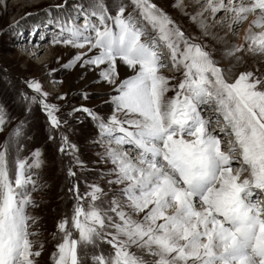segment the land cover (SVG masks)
<instances>
[{"label":"snow or ice","instance_id":"1","mask_svg":"<svg viewBox=\"0 0 264 264\" xmlns=\"http://www.w3.org/2000/svg\"><path fill=\"white\" fill-rule=\"evenodd\" d=\"M207 2L213 14H233L235 24L253 16L246 43L226 49V56L237 61L241 52L264 57V31H254L264 29V0ZM129 3L127 15L124 4L115 15L104 0L78 5L77 15L61 24L53 41L96 50L84 63L105 65L100 76L108 83L116 84L118 61L132 70L116 84L115 111L107 121L82 110L97 120L109 145L134 149L130 154L122 147L106 148L115 176L108 183L123 187L107 207L98 203L105 195L99 185L90 186L87 207L77 193L71 218L57 225L62 238L53 264H264V77L241 72L229 82L212 53L186 37L151 0ZM80 18L83 24L76 22ZM144 22L155 32L147 40L142 39ZM161 43L182 72L178 84L160 71L166 67ZM86 56L77 54L65 67ZM29 87L47 96L38 82ZM169 91L175 93L171 98ZM31 101L43 107L53 129L60 127L55 105L36 96ZM204 108L214 109L218 126L223 120L219 132L230 137L227 151ZM5 124L0 106V130ZM22 126L0 144V264H36L41 255L32 239L36 217L28 209L35 207V170L43 162L39 149L30 160L20 157L13 137L21 135ZM61 140V153L75 149L66 136ZM236 162L240 166L234 168ZM68 175H75L71 168ZM104 244L110 245L107 251Z\"/></svg>","mask_w":264,"mask_h":264},{"label":"rangeland","instance_id":"2","mask_svg":"<svg viewBox=\"0 0 264 264\" xmlns=\"http://www.w3.org/2000/svg\"><path fill=\"white\" fill-rule=\"evenodd\" d=\"M89 2L90 0H26L25 4L12 10L10 0L7 14L0 9V106H3L6 112V124L0 130V144L9 140L13 130L23 122L21 135L13 137L18 140L19 155L30 160L31 154L39 149L43 162L42 166L35 170L34 179L38 182L37 190L32 193L35 207L28 209L30 215L36 217V222L31 228L37 233L32 237L34 250L41 251V255L35 258L36 264H53L52 253L56 251V245L62 238L57 225L61 220L71 218L73 207L77 203V193L84 197L80 202L87 207L86 194L91 191L90 186L99 185L105 195L98 203L107 207L109 201L123 187L108 183L115 179V176L111 174L113 165L105 157V150L108 146L118 145H109L107 138L102 140L97 120L82 109L87 108L93 114L96 113L98 118L107 121L115 111L112 97L118 94L116 84L126 77L122 76L117 62L116 71L119 75L116 84L108 83L100 76L105 65L84 63V59L92 56V53L86 52L87 45L84 48H75L53 42L60 32L56 26L75 17L78 5H89ZM151 2L163 10L186 37L212 53L218 66L224 69V75L229 82L234 81L241 72H252L257 77H264V57L251 55L243 68L226 69L223 66L219 43L196 27L195 21H198L199 13L208 7L207 0L196 8L191 7L189 1H185L186 6L183 9L180 8L179 2L174 0ZM214 2L218 3L219 0ZM104 3L110 14H116L121 4L127 6L126 15L132 11L129 0H104ZM226 13L220 11L213 14L210 9L205 18L208 23L215 25L214 29H219ZM76 22L83 24V18ZM144 25L149 27L144 28L147 34H155L149 25L145 22ZM39 29H45L48 33L35 40L31 34L34 31L37 34ZM241 29L232 35L233 43L238 41ZM258 30L260 29L255 28V31ZM228 31L227 27L225 32ZM26 46L30 50H27ZM41 49L43 51L38 57H32V51L38 53ZM79 53H87V56L65 67ZM167 77L172 78L171 84H178L183 78L182 72ZM33 81L41 85L42 92L47 93L46 97L29 87V82ZM174 95L173 91L167 93L168 98ZM33 96L57 107L55 115L61 121L59 128H52L43 107L31 101ZM62 135L68 138L69 144L75 145V149H69L66 153L59 151ZM15 147L16 145L13 146V155ZM69 168L75 173L74 176L68 175ZM142 216L141 213L136 219H142ZM69 227L71 229V225ZM75 235L77 233L74 232ZM102 248L107 251L110 245L104 244ZM132 251L136 249L133 248Z\"/></svg>","mask_w":264,"mask_h":264},{"label":"bare ground","instance_id":"3","mask_svg":"<svg viewBox=\"0 0 264 264\" xmlns=\"http://www.w3.org/2000/svg\"><path fill=\"white\" fill-rule=\"evenodd\" d=\"M8 1H10V0H0V9L3 10V12H6V14L8 11V9H7ZM174 1L179 2L180 8L183 9V7L186 6L185 1H189V5H191V7L196 8V7H200L201 6L200 4H202V2L204 0L202 2H199V0L198 1L197 0H174ZM11 3H12L11 4L12 10H14L15 7H18L21 4H25L26 0H11ZM187 7H188V5H187ZM187 7H186V10H188ZM209 10H210V8L207 7L206 9H203L199 13V19H198V21H195L197 29L200 32H203L206 36L211 37L215 42L219 43V44L218 43L217 44L220 45V49L222 51V57H221L222 63L226 69L228 67L243 68L246 65L245 63H248V60L251 57V54H249L247 52L237 53V55H239L241 57V59L239 61H237L235 59V57L226 56L225 50L228 48L246 43L244 40V37L247 33V30L249 28L250 22L253 19V16L249 15L246 20L241 21L239 24H235L233 22V14L227 12L226 17L219 24L220 28L218 27L219 29H214L215 25L213 23H208L207 22L208 20L206 21V18H205V15L209 14ZM227 27L229 28V31L225 32ZM45 29H41V30L39 29L37 34L33 38H35V40H37L38 37L46 36L47 35L46 33H48V31ZM240 29H241L240 37H239L237 42L233 43L232 35H234L238 31H240ZM259 29L260 30H258L257 32L264 31V29H261V28H259ZM254 31H255V29H254ZM21 42H22V40H21ZM26 47H28V46H26ZM32 49H34V47ZM27 50H30V48L28 47ZM42 51H43V49H41V51H39L38 53L32 51L31 52V53H33L32 57H38ZM86 52H89L88 47H87ZM90 53H92V55H94L96 52L93 50ZM118 63H119V66H118L119 70H120L123 77H127V76H130L133 74L132 70L129 69L126 65L120 63L119 61H118ZM102 140H104V138ZM111 147H114V146L111 145ZM114 148H119V147H114Z\"/></svg>","mask_w":264,"mask_h":264}]
</instances>
